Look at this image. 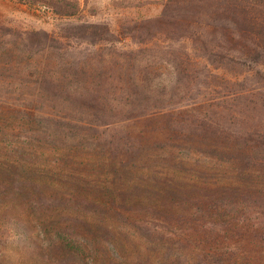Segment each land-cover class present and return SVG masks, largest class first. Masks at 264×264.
Instances as JSON below:
<instances>
[{
  "label": "rangeland",
  "instance_id": "obj_1",
  "mask_svg": "<svg viewBox=\"0 0 264 264\" xmlns=\"http://www.w3.org/2000/svg\"><path fill=\"white\" fill-rule=\"evenodd\" d=\"M75 1L0 0V264H164L211 244L264 261V204L221 210L264 192V72L173 43L169 0Z\"/></svg>",
  "mask_w": 264,
  "mask_h": 264
},
{
  "label": "trees",
  "instance_id": "obj_2",
  "mask_svg": "<svg viewBox=\"0 0 264 264\" xmlns=\"http://www.w3.org/2000/svg\"><path fill=\"white\" fill-rule=\"evenodd\" d=\"M20 1L31 4L45 3L61 16H78L81 12L80 5L75 0ZM167 5L174 8L172 21H169L172 33L177 34L176 37L171 35L173 43L181 40L191 41L204 49L211 48L214 52L220 53L218 58L206 59L212 65L242 63L255 67L259 73L264 72V0H169ZM151 23L161 26L164 20L158 18ZM102 28L103 26L98 24H87L83 27V32L92 36H102L104 32ZM178 62L185 64L189 61L180 58ZM251 189H241L239 195L237 192L233 193L236 195L227 199V203L221 210L234 208L235 211L243 212L245 209L258 208L259 204H264V201H259L264 199V192L260 190L255 194L256 189ZM248 199L260 203L253 202L255 203L253 205ZM254 223L255 225L251 224L250 227L248 225L249 229H254L261 234V239H264V216L260 222ZM226 224L231 227L232 223L227 220ZM178 245V249L195 251L188 241H179ZM202 247L206 252H197L198 254H194L191 259H182V253L173 254V257L167 255L164 264H264L261 260H248L241 263L238 258L229 257L228 259L217 253L215 244L202 245ZM151 264H163V261Z\"/></svg>",
  "mask_w": 264,
  "mask_h": 264
}]
</instances>
